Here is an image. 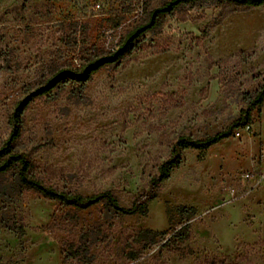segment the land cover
<instances>
[{"label":"rangeland","instance_id":"374dc122","mask_svg":"<svg viewBox=\"0 0 264 264\" xmlns=\"http://www.w3.org/2000/svg\"><path fill=\"white\" fill-rule=\"evenodd\" d=\"M166 1L0 0V147L21 100L59 71L112 53ZM263 82L264 4H182L120 62L35 96L15 150L47 185L82 194L109 189L128 206L177 136L226 128ZM260 108L251 109V124ZM234 132L204 150L180 149L146 215H122L104 202L76 207L20 189L15 169L0 174V264H264V197L259 187L243 195L250 181L240 178L260 166V146ZM227 186L239 196L228 200ZM178 204L197 213L189 239L169 249L162 244L180 217L170 224L167 209ZM142 228L167 233L131 259L126 238Z\"/></svg>","mask_w":264,"mask_h":264},{"label":"trees","instance_id":"16d2710c","mask_svg":"<svg viewBox=\"0 0 264 264\" xmlns=\"http://www.w3.org/2000/svg\"><path fill=\"white\" fill-rule=\"evenodd\" d=\"M194 1L197 0H167L162 5L151 9L149 11V18L147 22L139 24L129 30L122 39L121 43L118 45L117 49H115L112 53L88 62L78 70L59 71L51 79H49L46 84L35 89L26 98L21 100L11 115V131L9 136L0 147V174L5 173L10 169H15V178L20 189H34L45 198L54 199L76 207L86 208L100 202H104L107 206L122 215H146L149 210L150 202L158 196L160 185L170 177L172 170L179 165L180 149H207L232 136L236 128L251 124V109L254 106H261L264 102V82L257 90L255 96L250 99L249 106L242 109L239 116L226 128L218 130L215 133L203 138H196L186 134L177 136L172 144L170 156L158 165L157 172L150 177L148 185L135 193L128 206L122 205L116 195L109 189L94 192L92 194H82L80 192L63 190L47 185L41 179L32 175V170L36 167V164L25 153L15 150V142L21 135V121L24 109L35 96L50 93L56 85L67 79L84 83L88 81L101 67L107 64L120 62L137 48L139 38L146 31L154 28L158 24L161 16L173 12L182 4ZM224 1L236 8H254L264 4V0ZM238 54L246 53L245 51L240 50ZM167 213L170 224H172L175 216H179L180 221L178 222V227L174 229L171 236L163 242L162 247L177 249L179 248L180 243L188 240L191 236L190 220L196 215L197 209L194 206L178 204L176 206L169 207L167 209ZM166 233V231H155L150 228H142L138 230L131 238H126V247L130 249L128 257L131 259L136 258L142 252L144 247L156 242L157 236H164ZM78 251L79 250L74 249L73 254H78L76 253Z\"/></svg>","mask_w":264,"mask_h":264},{"label":"built area","instance_id":"2783aa9c","mask_svg":"<svg viewBox=\"0 0 264 264\" xmlns=\"http://www.w3.org/2000/svg\"><path fill=\"white\" fill-rule=\"evenodd\" d=\"M97 7L100 5L97 4ZM252 129L251 124H247L243 127H239L237 130H235L234 134L235 136H241L243 133H250ZM257 159L261 165V168L259 169H249L246 171H243L240 174V178L245 181H250V186L246 188V192L243 193L247 194L249 191H251L254 187L264 183V147H262L258 154ZM226 193L228 195V200L234 199L239 196L237 193V190L233 186H227L226 187Z\"/></svg>","mask_w":264,"mask_h":264},{"label":"crops","instance_id":"0c3cea01","mask_svg":"<svg viewBox=\"0 0 264 264\" xmlns=\"http://www.w3.org/2000/svg\"><path fill=\"white\" fill-rule=\"evenodd\" d=\"M251 126V134L249 133V135L252 136L254 142L257 143V145L260 146L261 149L262 147H264V102L261 105L257 118L253 120ZM246 149H249L248 144H246ZM259 168H261V165L257 167V169ZM256 187H259L256 193L259 194V196L264 197V183Z\"/></svg>","mask_w":264,"mask_h":264}]
</instances>
